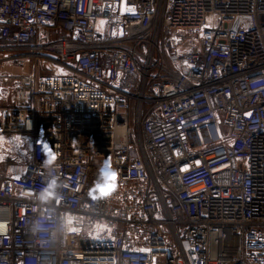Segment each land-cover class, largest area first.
<instances>
[{
	"label": "built area",
	"instance_id": "2783aa9c",
	"mask_svg": "<svg viewBox=\"0 0 264 264\" xmlns=\"http://www.w3.org/2000/svg\"><path fill=\"white\" fill-rule=\"evenodd\" d=\"M0 53L34 59L0 71V264H264V0H0Z\"/></svg>",
	"mask_w": 264,
	"mask_h": 264
},
{
	"label": "clouds",
	"instance_id": "9594fccd",
	"mask_svg": "<svg viewBox=\"0 0 264 264\" xmlns=\"http://www.w3.org/2000/svg\"><path fill=\"white\" fill-rule=\"evenodd\" d=\"M98 177L94 181L93 187L90 190L97 198H103L113 192L116 188V182L119 172L112 167L111 162L105 160L98 168ZM51 187L47 192L43 193V198L48 199L55 196V181L50 182Z\"/></svg>",
	"mask_w": 264,
	"mask_h": 264
},
{
	"label": "rangeland",
	"instance_id": "374dc122",
	"mask_svg": "<svg viewBox=\"0 0 264 264\" xmlns=\"http://www.w3.org/2000/svg\"><path fill=\"white\" fill-rule=\"evenodd\" d=\"M52 34L53 37L58 36V33H56L54 30H52ZM7 56H9V54L0 53V71L10 72V73H22L32 69L34 59H27L24 57L11 59V58H7ZM40 64L42 67L46 65L43 61ZM50 71L51 73L57 74L60 72V68L56 66L54 69Z\"/></svg>",
	"mask_w": 264,
	"mask_h": 264
}]
</instances>
